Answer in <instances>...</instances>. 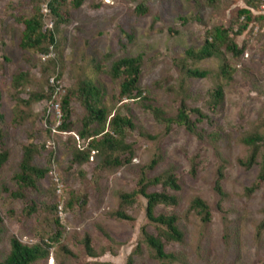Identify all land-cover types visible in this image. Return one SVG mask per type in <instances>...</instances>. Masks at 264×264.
I'll use <instances>...</instances> for the list:
<instances>
[{
	"label": "rangeland",
	"instance_id": "rangeland-1",
	"mask_svg": "<svg viewBox=\"0 0 264 264\" xmlns=\"http://www.w3.org/2000/svg\"><path fill=\"white\" fill-rule=\"evenodd\" d=\"M39 1L45 27L54 28L49 0ZM141 1L148 8L146 14L135 12ZM247 1L220 0L208 5L204 0H83L80 7L70 10L68 23L57 24V47L50 49L49 56L56 61L52 66L46 56L19 46L23 23L18 18L33 13V0H0V112L9 152L0 167V258L7 255L11 237L32 244L41 235L46 240L59 231L60 240L51 247L48 264H56L57 258L73 264H126L129 254L134 264H166L142 240V227L157 236L164 232L147 220L146 200L139 195L126 209L131 220L119 219L114 212L120 208V194L135 188L142 169L152 177L171 168L180 189L169 191L179 202L174 207L159 205L155 213L173 212L179 218L183 241L165 242V250L179 258L172 264H264V230L256 235L264 209V186L245 193L256 180L262 148L251 167L240 164L251 151L241 137L264 134V19L258 18L264 16V0H253L255 8L247 7ZM241 8H250L253 18L235 35L243 22L237 15ZM215 24L230 27L235 42L244 46L237 62L224 50L222 55L204 59L185 54L187 49L198 50L204 31ZM137 55L142 60L139 86L148 92L147 100L118 102L120 81L111 77L110 65L123 56ZM222 56L234 66L231 79L220 73ZM187 68L206 71V75L189 76ZM19 72L26 73V80L14 90L12 79ZM85 80L103 88V105L111 115L117 110L136 125L125 139L133 150L129 164L104 168L96 158L82 165L72 162L73 149L85 144L78 132L86 109L75 92ZM217 86L223 89V98L213 105L209 91ZM35 92L46 98L27 106L13 97L25 100ZM69 92V126L62 129V99ZM181 100L207 116L196 124L202 138L177 124L166 129L144 107V103L153 104L174 114ZM29 141L39 146L33 163L47 167L48 172L35 188L25 190L24 198H13L14 175L22 147ZM193 157L197 162L194 174ZM153 158L156 164L147 168ZM219 167L224 174L223 197L214 191ZM195 197L209 204L208 223L188 211ZM32 202L37 210L26 215L25 207ZM85 235L90 236L95 257L85 251ZM62 246L73 256L65 255Z\"/></svg>",
	"mask_w": 264,
	"mask_h": 264
},
{
	"label": "trees",
	"instance_id": "trees-1",
	"mask_svg": "<svg viewBox=\"0 0 264 264\" xmlns=\"http://www.w3.org/2000/svg\"><path fill=\"white\" fill-rule=\"evenodd\" d=\"M220 0H204L208 5H215ZM83 0H49L47 7L50 13L55 18L54 28H47L44 25V13L40 6L39 0H33V13L28 17H19L23 23V29L20 36L19 46L24 50H32L35 53L42 54L47 57L45 59L50 65L55 66V58H50V49L57 47L56 29L57 24H65L70 20V10L77 9L82 4ZM247 7H258L253 0L247 1ZM146 4L141 1L135 7L137 14L147 13ZM238 18L243 17V22L240 23L234 34H241L253 18L250 8H241L237 12ZM264 19L263 15L258 16ZM231 28L221 24H215L204 31V41L198 50L187 49L185 54L194 59H204L214 55H218L222 50L231 55V60L237 62L244 52V46H239L234 37L230 33ZM130 38V35H126ZM141 56H123L114 60L109 68V73L113 79H118L119 89L117 101L123 102L147 100L148 92L140 88L139 81L141 75ZM234 65V64H233ZM234 66L222 56L220 65V73L225 79H231ZM189 76L203 77L206 71L198 69H185ZM26 80V73L19 72L12 79V87L14 90L23 85ZM76 96L81 100L85 109L86 115L82 120V129L78 132V137L85 140V144L78 148H74L72 152V162L82 165L90 161V159H100L99 167H118L129 164L133 157L131 144L125 142L129 130L135 129L136 125L129 116L121 114L114 110L111 112L103 105L104 90L101 86L95 84L91 80H85L75 88ZM66 94L62 99V129H67L70 119V95ZM212 98V104L216 105L223 98V89L221 86L209 91ZM17 102L25 105H30L32 102L46 98V95L41 92L31 93L27 99H19L16 95L13 96ZM144 107L149 109L155 119L162 123L166 129H169L172 124L184 127L187 131L195 133L202 138L203 133L197 128V123L207 118L197 107H189L184 100H181L174 114H169L164 108L153 104L144 103ZM0 107H1V92H0ZM18 108V105L16 106ZM195 118H192V115ZM5 129L6 124L4 116L0 112V167L6 162L9 157L8 149L5 146ZM148 138H153L149 134L140 132ZM213 134H210L212 136ZM241 143L250 148V154L240 164L249 168L257 161V156L260 148L259 170L256 180L245 188V193L250 194L261 186H264V134L249 133L245 134L240 139ZM39 153V146L33 141H29L23 145L21 159L19 162V170L14 175V181L17 184V189L10 192L13 198H24L25 190L35 188L38 180L44 178L48 172L47 167L38 166L33 163L36 154ZM119 153V154H118ZM195 157L191 160V173L196 171L197 162ZM157 160L153 158L147 168H152ZM146 169V168H145ZM145 169H142L137 180L136 186L129 192L120 194V208L114 212V215L119 219L131 220L132 217L127 213V208L132 206L136 198L140 195L146 200L145 215L148 221L162 227L163 235H154L149 233L144 227L141 228L142 240L146 245L154 251V256L163 263L172 264L178 260V255L174 252L165 250V242H182L184 233L178 225L177 214L170 213H155L157 206L174 207L179 200L175 193L169 190L178 191L180 184L173 170L167 169L161 174L148 177ZM223 169H217L216 179L214 182V191L221 197L225 195L222 187ZM160 186L161 189H150V187ZM82 200L81 203H84ZM72 206V201L68 203ZM37 207L35 202L26 206L24 213L31 215L36 212ZM188 211H193L199 216L203 223H208L211 220V211L209 204L201 197H195L191 200L188 206ZM261 220L256 226V235L259 237L264 230V209ZM3 232V218L0 213V237ZM61 232L51 233L44 240L27 244L21 242L16 237H11L9 240V251L4 258H0V264H48L47 260L51 255V247L60 240ZM83 246L86 253L90 257H95L96 254L91 245L89 235L83 238ZM62 251L65 255L73 256V252L66 246H62ZM56 264H73L68 263L64 259H58ZM84 264H104L102 262H86ZM126 264H134V259L131 254L126 259Z\"/></svg>",
	"mask_w": 264,
	"mask_h": 264
},
{
	"label": "built area",
	"instance_id": "built-area-1",
	"mask_svg": "<svg viewBox=\"0 0 264 264\" xmlns=\"http://www.w3.org/2000/svg\"><path fill=\"white\" fill-rule=\"evenodd\" d=\"M43 11V10H42Z\"/></svg>",
	"mask_w": 264,
	"mask_h": 264
}]
</instances>
